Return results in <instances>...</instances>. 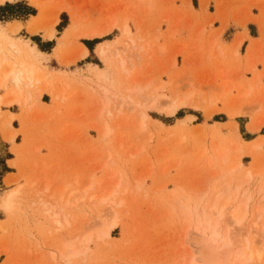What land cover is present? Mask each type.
I'll return each mask as SVG.
<instances>
[{
    "label": "rangeland",
    "instance_id": "374dc122",
    "mask_svg": "<svg viewBox=\"0 0 264 264\" xmlns=\"http://www.w3.org/2000/svg\"><path fill=\"white\" fill-rule=\"evenodd\" d=\"M176 1L6 2L12 7L0 11V26L13 21L26 26L16 34L0 27V34L7 41L26 45L27 49L13 56L24 65L42 67L37 73L43 79L30 88L29 108L5 103L0 107L1 118L12 115L17 131L15 142H8L0 122V264H61L52 256L65 243L87 250L73 258L72 264H193L188 260L196 248L185 236L192 223L175 205L184 199L193 204L195 198L199 212L209 210L213 202L217 207L220 204L218 209L229 202L231 208H241L242 216L248 205L243 227L230 228L235 234L234 250L245 251L247 239L251 247L247 255L262 252L260 260L254 255L248 264H264V218H257L264 206V138L255 140L264 135V28L261 40H251L244 31L230 43L233 36L225 34L224 26L213 28L217 19L208 11L197 13L186 0L177 7ZM27 12L37 15L29 17ZM252 17L250 12L232 18L246 30ZM219 19L227 24L228 13ZM114 20L118 28L113 32L94 39L83 36L105 30ZM124 21L131 29L125 37L121 32ZM31 26L41 29L31 33ZM48 29L53 39H47ZM246 38L252 42L243 51ZM217 47L219 52L214 50ZM103 48L110 56L100 55ZM85 50L86 57L65 66L64 62ZM127 54L130 75L120 64ZM2 72L0 68V77ZM103 74L107 80L100 77ZM110 82L118 90L116 96L108 88ZM147 82L151 89L164 84L156 94L180 105L175 114L162 108H140ZM6 84L0 89L4 102L11 92L18 94L11 82ZM100 86L112 95L110 103H105L108 108L101 102ZM137 86L139 96L131 89ZM19 96L22 101L28 98L25 92ZM139 115L146 124L139 125ZM106 128L111 132L103 136ZM256 143H263L259 151H254ZM222 153L226 161L219 158ZM237 165V170L227 173ZM11 177L16 181L7 184ZM93 182L95 187L85 191ZM113 182L118 183L114 205L89 200L106 195V189H114ZM9 195L13 196L12 209L5 210ZM46 210L51 211L49 215ZM102 221L114 227L111 237L99 240ZM88 231L90 242L85 241Z\"/></svg>",
    "mask_w": 264,
    "mask_h": 264
},
{
    "label": "bare ground",
    "instance_id": "6f19581e",
    "mask_svg": "<svg viewBox=\"0 0 264 264\" xmlns=\"http://www.w3.org/2000/svg\"><path fill=\"white\" fill-rule=\"evenodd\" d=\"M12 1H14V0H0V4L2 5V4H4V3H6V2H12ZM142 2V1H141ZM140 3V2H139ZM133 16V15H132ZM129 17V16H128ZM115 18V17H114ZM130 18V17H129ZM54 23V22H53ZM53 23L51 24V25H53ZM56 23H57V21H56ZM111 24L108 26V27H106V29L105 30H103V31H101V32H92V33H90V34H85V35H83V36H87V38H90V39H93V38H99V37H103L104 35H106L107 33H111V32H113L115 29H117L118 27H117V23L115 22V20L112 22H110ZM55 24V23H54ZM10 26V25H9ZM13 26H14V24H13ZM37 26V25H36ZM36 26H34V27H30L29 28V32H31V33H36L39 29H41V28H38V27H36ZM39 26V25H38ZM11 27V26H10ZM20 26H14V27H12L11 29H10V31H11V33H13V34H16V33H18V31L20 30ZM121 32H122V34L124 35V37L125 36H129L130 34H131V29H130V26H129V24H128V21H124V24L122 25V27H121ZM53 37H54V34H53V31H52V29H48V32H47V39H53ZM218 37V36H217ZM197 38V37H196ZM212 41H214L213 40V38H212ZM138 44V43H137ZM212 43H210V45H211ZM26 45H22V44H19L17 41H14V40H8L7 41V39L5 40L4 39V36L2 35V34H0V68H2L3 69V72H2V77H0V89L1 88H6L7 87V84H6V82L7 81H9V82H11L12 83V85H13V88H14V90L15 91H17L18 92V94H15V93H10V94H8V98H7V100H5V102H4V100H2V98L0 97V107H1V104L2 103H5V104H7V105H14V104H23V106L24 107H26V105H27V107L29 108L30 106L28 105V100H30V98H31V94H32V91L30 90V88L31 87H34L36 84H38L39 85V83L42 81V79H43V76L41 75V74H38L37 73V71L40 69V68H42V67H40V66H37V65H34V63H33V65L32 66H29V65H24V63L23 62H21V61H17V59H16V56H13V55H17L18 56V54L21 52V50H24V49H27V47H25ZM220 46V45H219ZM141 47V46H140ZM83 48V47H82ZM137 48V47H136ZM149 49V48H148ZM208 49H209V47H208ZM216 49H217V52H219V48L217 47V48H215L214 50H215V52H216ZM117 50V49H116ZM136 50V49H135ZM140 50H142V52H143V48H140ZM146 50V49H145ZM144 50V51H145ZM236 50V49H235ZM137 51V50H136ZM138 51H139V49H138ZM237 51V50H236ZM28 52V51H27ZM122 52H123V50H122ZM160 52H161V49H160ZM214 52V53H215ZM113 53V52H112ZM23 54H25L24 52H23ZM87 54H88V50H85V51H83V53L79 56V57H74V58H72V59H70V60H67L66 62H64V64H65V66H68V65H71L72 63H76L79 59H81V58H84V57H86L87 56ZM140 54V53H139ZM218 54V56H219V54L220 53H217ZM217 54H215L214 56H216ZM237 54V53H236ZM100 55L101 56H106V55H109V50L108 49H105V48H103V49H101L100 50ZM113 55V54H112ZM128 55V54H127ZM138 54H136L135 53V56H137ZM27 56V55H26ZM26 56H25V58H26ZM110 56V55H109ZM114 56H117L118 58L120 57V55L119 54H114ZM130 55H128V56H125L124 58L123 57H121L122 59H120V64H121V67H122V69H124L123 71H125L127 74H131V71H129L128 69H127V65H129L130 66V64H128V62L131 60V57H129ZM132 56H134V55H132ZM213 56V57H214ZM22 57V56H21ZM24 57V56H23ZM115 58V57H114ZM134 58H136V57H134ZM222 58V56H220V59ZM224 59H225V57H224ZM65 61V60H64ZM128 61V62H127ZM32 62V61H31ZM29 64H31V63H29ZM44 67V66H43ZM120 67V66H119ZM133 66L131 65V68H132ZM45 68V67H44ZM44 71V70H43ZM46 71V70H45ZM40 72H42V70L40 71ZM49 74V73H48ZM104 75V74H103ZM100 77H102V78H104V79H106L107 80V78H105V75L104 76H100ZM91 80V79H90ZM98 80V79H97ZM45 81V80H44ZM134 82V81H133ZM107 83V82H106ZM96 84V83H95ZM98 86H99V83L97 84ZM97 85H96V87H97ZM134 85H135V83H134ZM161 85V86H160ZM159 85V87L157 86L155 89H151V87H150V82H147V85L146 86H143L142 88H145V90H147V94L145 95V96H143V94L141 95V93H139L138 91H137V89L138 90H141L140 88H138V86L136 87V89L134 88L133 89V87L131 88L132 90H136L137 92H136V94L139 96V94L142 96L141 97V100H142V98L144 97V105L142 106H140V108L142 107H144V108H146V109H159V108H162V109H165V111H167V113H169V114H175L176 113V111L178 110V108H180L179 106L180 105H177V104H175L174 102L173 103H170L169 101L167 102L166 101V97L165 96H161V95H159V94H156L157 92H158V90H160V89H163L164 88V84L163 83H161ZM193 85V84H192ZM110 87H108V88H111L112 90H113V92H112V95H114V96H116V93L118 92V90H117V88H116V86L112 83V82H110V85H109ZM122 87L124 88L125 87V85L123 86L122 85ZM126 88V87H125ZM127 89V88H126ZM126 89L124 90V91H126ZM14 90H13V92H14ZM100 90H101V95H102V100L103 101H101L102 103H110V100H111V97H112V95H111V93H110V91H109V89H107L106 87L104 88V87H102V86H100ZM39 91V90H38ZM41 91V90H40ZM39 91V92H40ZM128 92L127 93H130V91L129 90H127ZM23 92H25L26 94H27V96H28V98H26L25 99V97H24V101H22V98H21V96H19L21 93H23ZM34 92V91H33ZM132 92L133 91H131V94H132ZM246 93L248 92V90L247 91H245ZM244 91L242 92V93H245ZM20 93V94H19ZM194 93V92H193ZM241 93V95L243 96V94ZM249 93V92H248ZM247 93V94H248ZM35 94V93H34ZM33 94V95H34ZM38 94V93H37ZM134 94H135V92H134ZM24 95V94H23ZM240 95V97H242ZM246 95V94H245ZM38 96V95H37ZM98 96V95H97ZM118 96V95H117ZM249 96V95H248ZM39 97V96H38ZM57 97V96H56ZM122 97V96H121ZM127 97H128V95H127ZM177 97V96H176ZM245 97V96H244ZM254 97V96H253ZM40 98V97H39ZM104 98H105V101H104ZM115 98V97H114ZM116 98H118V97H116ZM170 98V97H169ZM190 98V97H189ZM61 99H62V97H61ZM164 99H165V101H164ZM178 99H179V97H178ZM186 99V98H185ZM142 100V101H143ZM168 100V99H167ZM122 101H124V100H122ZM125 101H127V102H131V100H129L128 101V98H126V100ZM182 101V100H181ZM184 101V100H183ZM114 102V101H113ZM166 102V103H165ZM126 102H124V104H125ZM133 102H131L130 104H132ZM176 103H178V102H176ZM114 104V103H113ZM127 104V103H126ZM179 104V103H178ZM187 104V103H186ZM193 105V104H192ZM109 106V105H108ZM126 106H129V104H127ZM183 106H184V104H183ZM196 106V105H195ZM105 108H108L107 106H106V104H105V106H104ZM135 108H137L136 106H134ZM133 107V108H134ZM134 108V109H135ZM140 108L138 109V111L140 110ZM143 108V109H144ZM99 109H102V107L100 108L99 107ZM99 109H98V111H99ZM103 111V110H102ZM101 111V112H102ZM104 112H108V110H106V111H104ZM141 112V111H140ZM109 113V112H108ZM141 113H143V112H141ZM145 113V112H144ZM210 114V113H209ZM107 115V114H106ZM208 115V114H207ZM141 116L143 117L144 116V114L142 115L141 114ZM140 115H139V117H140V121H139V125H141V122L143 121V119H146V117H147V115L145 114V117H143V119H142V117H141ZM138 117V118H139ZM208 117H210V115H208ZM207 117V118H208ZM102 118H103V116H102ZM12 119H13V116L12 115H10L9 117H6V118H1V114H0V122H1V127H2V130H3V133H4V135H5V138H6V140L8 141V142H11V143H14V140H15V138H16V136H17V131L16 130H14L13 129V127H12ZM142 119V120H141ZM145 123V122H144ZM143 122H142V125L144 124ZM106 124H108V122L106 123ZM146 124V123H145ZM103 125H105L104 123H103ZM106 126V125H105ZM145 126V125H144ZM143 126V127H144ZM109 129V128H108ZM107 128L103 131V136H107V134L109 133L110 134V132H111V130L109 129L108 130ZM256 129V128H255ZM110 131V132H109ZM254 131V130H253ZM100 134H102V133H100ZM263 144V143H262ZM262 144H255V146H254V151H259L261 148H262ZM235 147V146H234ZM252 149V148H251ZM235 150V149H234ZM251 151V150H250ZM224 153V152H223ZM221 154V156H219V158H222V160L223 161H226V156L224 155V154ZM243 155V154H242ZM241 155V156H242ZM247 155H250V154H247ZM240 156V157H241ZM211 158V157H210ZM209 160V159H208ZM213 160V159H212ZM211 161L209 160V163H210ZM212 163H214V162H212ZM211 165V164H210ZM230 165V164H229ZM214 166H216V165H214ZM239 165H237V166H230V167H232V168H228L229 170L227 171V173H229V174H231V173H233L235 170H237V167H238ZM212 169V168H211ZM214 169H216V168H214ZM220 169V168H219ZM239 169V168H238ZM214 171V170H213ZM221 171H222V169H221ZM260 171H261V169H260ZM220 172V171H219ZM225 172V171H224ZM211 173H213V172H211ZM254 173V172H253ZM255 173H256V171H255ZM214 174V173H213ZM218 174V173H217ZM216 175V174H215ZM222 175V174H221ZM256 175H257V173H256ZM88 176H90V174L88 175ZM219 176H220V174H219ZM251 177V176H250ZM87 180V179H86ZM120 180H121V178H120ZM233 180V179H232ZM238 180V179H237ZM16 181V179H12V177L10 178V179H7V184H12L13 182H15ZM234 181H236V179L234 180ZM89 182V181H88ZM117 182H119V181H117ZM233 182V181H232ZM97 183V182H96ZM110 183V182H109ZM235 183V182H234ZM97 184H99V183H97ZM113 184H114V182H113ZM115 186H114V189L113 188H109V189H106V190H109V191H104V193L106 194V195H103V196H101V194L100 195H93V196H91L90 197V201H94V202H97V201H99V202H102V204L103 203H110L109 205H111V204H115V201L113 200V198L115 197V196H117L116 194H117V191H116V189H115V187L116 186H118V183L117 184H114ZM240 185H242V184H240ZM92 186H94V182L93 183H90L88 186H86L85 187V191H87V190H90L91 188H92ZM99 186H100V184H99ZM95 187V186H94ZM93 187V188H94ZM228 186H226L225 188H227ZM239 187V186H238ZM117 188V187H116ZM65 189V187H62V189H61V191H63ZM97 189H98V187H97ZM240 189V188H239ZM119 190V189H118ZM243 190V189H242ZM245 190V189H244ZM247 190V189H246ZM227 191H229V190H227ZM19 192V191H18ZM226 192V191H225ZM224 192V193H225ZM232 192V191H231ZM14 193V192H13ZM223 193V192H222ZM223 193V195H225ZM233 193V192H232ZM235 193V192H234ZM233 193V194H234ZM248 192H246L245 194H247ZM24 194V193H23ZM123 194V193H122ZM236 194V193H235ZM75 195V192L74 191H72L71 192V194H70V196L71 197H73ZM223 195H221V196H223ZM231 195V194H230ZM244 195V194H243ZM229 196V195H228ZM172 197V196H171ZM241 197H243V196H241ZM249 197V196H248ZM16 198V197H15ZM173 198V197H172ZM178 198V197H177ZM180 198V197H179ZM216 198H218V196L216 197ZM220 198H222V197H220ZM171 199V198H170ZM188 199H190V198H188ZM196 199V198H195ZM194 199V201H193V204H191L190 202H189V200L188 201H185V199L184 200H182V201H185V202H183L182 203V201H180V200H178V201H180L181 203H179V205H175V207H177V209H179V212L181 213L180 215H182L184 218H186L187 220L189 219V222H191L192 224L191 225H188V227H187V229H186V232H185V236L187 237V239L190 241L191 240V242H193L192 244H193V246H195V248H196V252L194 253L193 252V254H191L190 255V257H189V260H188V262H194L193 264H248V263H250L252 260H253V256L254 255H256L255 257H254V259L255 258H258L257 260H260V258L262 257L261 256V254H262V252L261 251H259V252H257V254H254L253 256H252V254H250L249 252V254L247 255L246 253H247V251H251V247H250V243H249V241L246 239V246H245V248H246V252L245 251H243V249L242 250H237V248H235L236 250H234V247H235V243L233 242V236L235 235H232L233 233L231 232V230H230V228H232L233 226H239L240 228L241 227H243V225H244V222H245V220H246V217H247V215H248V211H247V207H248V205H246L245 206V210H244V213H243V215L242 216H239L240 214H239V211H240V207H236V208H231L230 207V203L229 202H226V203H224L223 204V202L221 203V204H223V206L221 207V209H218L219 207H220V204H219V207H217L216 206V204H214V202L212 203L213 205L210 207V205L208 204V209L209 210H204V209H201V211L202 212H199L198 211V207H196L197 205H195L194 206V204H195V200ZM198 199H200V198H198ZM12 200H13V196L12 195H9L6 199H5V201H4V209L5 210H10V209H12V205H13V203H12ZM15 200V199H14ZM172 200V199H171ZM177 200V199H176ZM220 200V199H219ZM219 200H217V201H219ZM248 200V199H247ZM61 201V200H60ZM177 201V202H178ZM199 201V200H198ZM216 201V202H217ZM42 202V201H41ZM57 202V201H56ZM118 202H120L121 204H122V201H117V203ZM201 202V201H200ZM200 202H198V203H200ZM208 202V201H207ZM243 202L245 203L246 202V199H245V201L243 200ZM34 203V202H33ZM46 203V202H45ZM116 203V204H117ZM120 203H118L119 205H121ZM209 203V202H208ZM218 203H220V202H218ZM43 204H44V202H43ZM42 204V205H43ZM15 205V204H14ZM218 205V204H217ZM45 206V205H44ZM178 206H179V208H178ZM205 206V205H204ZM207 206V205H206ZM205 206V207H206ZM251 206V205H250ZM116 207V206H115ZM252 207V206H251ZM263 208H261V209H259L258 210V214H257V218L260 220V219H263L264 218V206H262ZM114 208V207H113ZM202 208V207H201ZM46 211H48V214L47 215H49V212H51V211H49V210H46ZM178 212V211H177ZM114 214V213H113ZM226 214H228L229 216V218L228 217H225V215ZM46 215V214H45ZM52 216H53V214H52ZM54 216H58L57 214H54ZM116 217V216H115ZM50 218H51V216H50ZM54 218H56V217H54ZM225 218H228L229 219V224H226V225H228L227 226V228L225 229L224 228V220H225ZM256 218V217H255ZM182 219V218H181ZM64 220V219H63ZM62 221V220H61ZM67 222V221H66ZM256 222V221H255ZM55 223H56V221H55ZM57 223H59V221L57 222ZM56 223V224H57ZM65 223V222H64ZM226 223V222H225ZM258 223H259V221H258ZM60 224V223H59ZM66 224V223H65ZM68 225V224H67ZM55 226V225H54ZM61 226V225H60ZM259 226V225H258ZM114 227V223H108V224H106V223H104L103 221L101 222V228L98 230V234L96 233V231L94 232V231H92V232H94V233H96L97 234V236H99V237H97L96 239H99V240H101V238H108V237H111V230H112V228ZM255 227V226H254ZM61 228V227H60ZM62 230V229H61ZM194 231V233L195 234H193L192 232ZM248 232H249V230H248ZM87 234V235H86ZM86 234H84V235H86L85 236V241L87 240H89L88 238H90V236H91V233H90V231H88V232H86ZM81 235V234H80ZM77 236V235H76ZM96 236V235H95ZM192 236H194L192 239H191V237ZM242 236V235H241ZM250 236V235H249ZM249 236H247L248 238H249ZM81 237H83L84 238V236H82L81 235ZM86 237H87V239H86ZM236 237H237V235H236ZM239 237V236H238ZM246 237V238H247ZM75 238V237H74ZM73 238V239H74ZM77 238V237H76ZM75 238V239H76ZM243 238H245V237H243ZM72 239V240H73ZM235 239V238H234ZM71 240V241H72ZM83 240V239H82ZM77 241H78V239H77ZM84 241V240H83ZM86 241V242H87ZM68 242V241H67ZM74 242V241H73ZM80 242H81V240H80ZM88 242H90V241H88ZM237 242V241H236ZM79 243V242H78ZM82 243V242H81ZM63 244V243H62ZM61 244V245H62ZM80 244V243H79ZM78 244V245H79ZM84 244H85V242H84ZM237 244V243H236ZM81 247H82V244H81ZM84 249V248H83ZM82 250V249H81ZM80 250V248H79V250L78 249H75L73 246H71V245H69V244H67V243H65L63 246H62V248H61V250H59V253L58 254H54L53 256H52V259L53 260H57L58 258L60 259V261H62L61 262V264H72V259L73 258H75V257H79V255H84V254H82L85 250H86V248H85V250L84 251H81ZM234 251V255H232L231 256V251ZM87 251V250H86ZM85 251V252H86ZM255 253H256V251H255ZM58 259V260H59ZM57 260V261H58ZM84 260V259H83ZM254 261V260H253ZM83 262V261H82ZM81 262V263H82ZM58 263H60V262H58ZM83 264V263H82Z\"/></svg>",
    "mask_w": 264,
    "mask_h": 264
},
{
    "label": "crops",
    "instance_id": "0c3cea01",
    "mask_svg": "<svg viewBox=\"0 0 264 264\" xmlns=\"http://www.w3.org/2000/svg\"><path fill=\"white\" fill-rule=\"evenodd\" d=\"M179 2L176 1L175 3L177 7H180L182 5L181 0H179ZM186 3L195 12L200 13L206 10L212 16V18H216L217 20L214 22L213 28L218 29L224 26L226 30L225 34L230 33V35L233 36L230 43H232L236 39V36L244 33V31H246V35L248 34L250 36L251 40L258 41L263 38L262 32L264 28V0H207V4L205 0H186ZM250 12L252 13L253 17L247 20L245 24L246 30L242 29V27H244L243 23L233 22L234 20L236 21L235 18H232L234 14L236 15L237 13H240L243 15V13H250ZM225 13H228V17H229V21L227 24L221 23L222 21H220L219 19L224 17ZM13 24L14 26L21 27L19 32L24 30L23 28H25L26 26V23H23L21 21H13V23L9 22L6 23L5 25H1L0 27L2 28L7 27V29L5 30L10 31V29L14 27ZM250 29H252L253 32H251ZM251 40L246 38L242 44L241 50L244 51L245 47L250 48L252 42ZM42 42H44L45 44L49 43L46 40ZM258 70L259 72L263 71L262 68H259ZM248 78L252 79V77H248ZM263 83H264V78H263ZM248 121L250 122V120ZM253 135H254L253 137H255L256 133L253 132ZM259 138H264V135L257 136L255 140H258Z\"/></svg>",
    "mask_w": 264,
    "mask_h": 264
},
{
    "label": "trees",
    "instance_id": "16d2710c",
    "mask_svg": "<svg viewBox=\"0 0 264 264\" xmlns=\"http://www.w3.org/2000/svg\"><path fill=\"white\" fill-rule=\"evenodd\" d=\"M10 7H12L11 5H10V3H6L4 6H2L1 7V5H0V11L1 10H3V9H5V8H10ZM26 8V7H25ZM24 8V9H25ZM26 11L28 10V11H30L31 9H29V8H27V9H25ZM31 12H32V10H31ZM26 15H30L29 17H34V16H36L37 15V13H35V14H31V13H28L27 12V14Z\"/></svg>",
    "mask_w": 264,
    "mask_h": 264
}]
</instances>
